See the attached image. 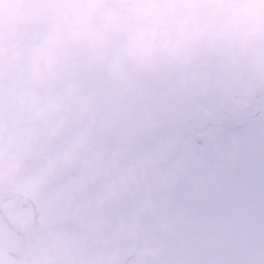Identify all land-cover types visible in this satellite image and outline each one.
Segmentation results:
<instances>
[{
    "label": "clouds",
    "instance_id": "1",
    "mask_svg": "<svg viewBox=\"0 0 264 264\" xmlns=\"http://www.w3.org/2000/svg\"><path fill=\"white\" fill-rule=\"evenodd\" d=\"M0 264H264V0H0Z\"/></svg>",
    "mask_w": 264,
    "mask_h": 264
}]
</instances>
